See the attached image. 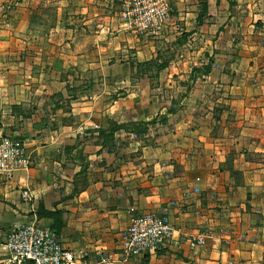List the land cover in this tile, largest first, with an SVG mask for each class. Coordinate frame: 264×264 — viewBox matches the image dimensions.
<instances>
[{
	"label": "crops",
	"instance_id": "obj_1",
	"mask_svg": "<svg viewBox=\"0 0 264 264\" xmlns=\"http://www.w3.org/2000/svg\"><path fill=\"white\" fill-rule=\"evenodd\" d=\"M4 1L0 135L30 165L0 174V264L29 222L76 264H264V0H171L155 34L120 0ZM162 210L173 240L122 262L131 217Z\"/></svg>",
	"mask_w": 264,
	"mask_h": 264
},
{
	"label": "built area",
	"instance_id": "obj_2",
	"mask_svg": "<svg viewBox=\"0 0 264 264\" xmlns=\"http://www.w3.org/2000/svg\"><path fill=\"white\" fill-rule=\"evenodd\" d=\"M120 3V18L139 33L161 32L171 20V0H120ZM29 165L24 142L0 135V174L10 179L15 172ZM192 194L199 195L200 190L194 188ZM23 197L30 199V194L23 192ZM169 205L174 207L176 203L170 202ZM174 233L167 210L133 215L129 227L121 236L120 260L125 263L133 256L156 254L173 240ZM206 238L205 234L193 238L191 247L203 246ZM6 244L10 264H76L82 258L64 248L50 227L37 222H29L11 230ZM101 263L115 264L109 256H102Z\"/></svg>",
	"mask_w": 264,
	"mask_h": 264
},
{
	"label": "trees",
	"instance_id": "obj_3",
	"mask_svg": "<svg viewBox=\"0 0 264 264\" xmlns=\"http://www.w3.org/2000/svg\"><path fill=\"white\" fill-rule=\"evenodd\" d=\"M203 9L205 10L206 7L204 6ZM152 65V64H149ZM38 213L42 217H47V218H53L55 220L53 224V229L58 232L59 229L62 227V222H61V213L60 212H48L46 211L43 207H41L38 210Z\"/></svg>",
	"mask_w": 264,
	"mask_h": 264
},
{
	"label": "rangeland",
	"instance_id": "obj_4",
	"mask_svg": "<svg viewBox=\"0 0 264 264\" xmlns=\"http://www.w3.org/2000/svg\"><path fill=\"white\" fill-rule=\"evenodd\" d=\"M6 1V2H5ZM4 2H5V4H9V6H11V4L13 3V1L14 0H5ZM4 11L5 12H7L8 11V8H4ZM7 14V13H6ZM12 25V24H11ZM6 27H8L7 26V24H6ZM6 30V34L8 33V31L10 30V29H5ZM154 67H156L155 65H154ZM170 92H171V90H170ZM172 93V92H171ZM155 94L156 95H158L159 93L158 92H155Z\"/></svg>",
	"mask_w": 264,
	"mask_h": 264
}]
</instances>
